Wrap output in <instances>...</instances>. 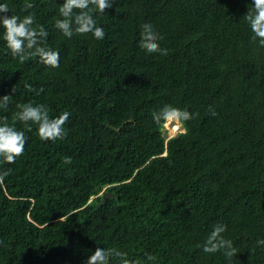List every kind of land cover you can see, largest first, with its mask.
Returning a JSON list of instances; mask_svg holds the SVG:
<instances>
[{
    "label": "trees",
    "instance_id": "obj_1",
    "mask_svg": "<svg viewBox=\"0 0 264 264\" xmlns=\"http://www.w3.org/2000/svg\"><path fill=\"white\" fill-rule=\"evenodd\" d=\"M26 2L59 67L13 58L0 28V97L12 96L0 116L11 124L29 101L71 115L54 142L15 124L27 142L15 163L0 161L11 169L0 264H85L97 247L145 264H264V47L244 19L252 0H115L95 15L103 40L55 28L64 0H0L21 17ZM145 22L167 56L139 48ZM165 105L199 116L165 138L152 120ZM217 223L237 248L231 262L202 250Z\"/></svg>",
    "mask_w": 264,
    "mask_h": 264
},
{
    "label": "clouds",
    "instance_id": "obj_2",
    "mask_svg": "<svg viewBox=\"0 0 264 264\" xmlns=\"http://www.w3.org/2000/svg\"><path fill=\"white\" fill-rule=\"evenodd\" d=\"M115 0H64L59 6L58 13L61 17L55 21V28L62 32L67 38L73 35L91 34L96 40H103L105 31L97 26L95 15L105 13L106 9L112 7ZM34 7L33 3L26 2L23 17L8 15L10 12L7 3H0V28L3 29L2 39L6 48L13 58H18L24 63L32 58H38L39 62L49 68L59 67V52L47 46L48 32L43 25L36 23L35 13L29 10ZM248 23L253 42H258L264 47V0H252V6L244 16ZM139 48L146 54H160L167 56L168 49L161 48L159 41L163 37L154 29L151 23H143L140 26ZM24 88L28 92H34L37 96L43 89H35L32 85L25 83ZM14 92V88L12 89ZM12 101L11 95L0 97V110L8 111ZM17 111L13 113L12 123L9 124L6 116H0V161L13 164L16 159L24 154L27 138L23 131L17 130L16 123L24 124L31 131L30 124H36L37 135L41 141L63 140L68 135L65 128L70 112L64 111L56 118H51L49 109L45 104H37L34 101L16 105ZM209 113L216 115L215 110L209 106ZM199 113H190L187 109H180L171 105H165L159 111L152 112L153 122L161 126L163 124L175 123L183 126L187 121L195 119ZM185 133L187 129L184 128ZM65 165L72 163L71 157H64ZM11 175V169L0 170V184L4 183L6 177ZM227 230L226 225L217 223L202 245L204 253H216L223 251L224 256L231 262L238 254L237 248L230 239L222 235ZM257 245L264 246V239L258 240ZM111 260L118 264H145L141 259H130L128 253L118 248L97 247L94 253L85 261V264H110ZM152 255H146V261H152Z\"/></svg>",
    "mask_w": 264,
    "mask_h": 264
},
{
    "label": "rangeland",
    "instance_id": "obj_3",
    "mask_svg": "<svg viewBox=\"0 0 264 264\" xmlns=\"http://www.w3.org/2000/svg\"><path fill=\"white\" fill-rule=\"evenodd\" d=\"M181 132H184L183 127L175 123L164 124L163 129H162V135L165 138L175 136Z\"/></svg>",
    "mask_w": 264,
    "mask_h": 264
}]
</instances>
